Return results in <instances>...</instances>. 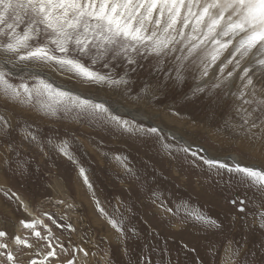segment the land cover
I'll return each mask as SVG.
<instances>
[{
	"label": "rangeland",
	"instance_id": "1",
	"mask_svg": "<svg viewBox=\"0 0 264 264\" xmlns=\"http://www.w3.org/2000/svg\"><path fill=\"white\" fill-rule=\"evenodd\" d=\"M177 54L159 64L155 56L144 55L133 64L118 58L109 61L108 69L97 65L115 79L127 81L118 88L71 85L64 74L45 72L55 74L68 89L83 88L85 96L140 112L151 122L124 117L145 130L151 128L148 123L157 124L204 148L210 158L235 155L244 166L264 169V144L226 125L242 123L235 111L239 102L224 93L237 91L240 72L252 64L251 58L241 62L229 84L213 89L227 51L203 79L193 57L178 80ZM230 70L232 65L225 71ZM200 87L205 90L196 92ZM47 116L54 121L51 127L27 121L0 105V117L10 125L0 131V231L6 233L0 243L8 245L7 250L0 249L5 252L0 264H9L8 251L13 264L33 260L43 264H264V226L259 219L264 193L241 184L226 170L222 174L210 170L203 162L206 157L180 151L182 145L160 131L124 132L63 111ZM75 122L78 125H72ZM25 129L36 139L26 138ZM61 142H67L73 159L57 149ZM14 194L23 196L39 217L34 229L21 223L32 224V220ZM241 207L243 212L238 210ZM186 212L202 213L219 227L205 225ZM109 217L121 223L123 234L111 227ZM17 238L31 247L17 243ZM80 248L88 255L76 250ZM53 250L55 255L48 256Z\"/></svg>",
	"mask_w": 264,
	"mask_h": 264
},
{
	"label": "snow or ice",
	"instance_id": "2",
	"mask_svg": "<svg viewBox=\"0 0 264 264\" xmlns=\"http://www.w3.org/2000/svg\"><path fill=\"white\" fill-rule=\"evenodd\" d=\"M226 51L228 58L219 64L213 89L229 84L245 58L251 57L254 61L240 72L237 91L224 93L239 102L235 111L242 121L239 125L230 122L226 125L264 144V0H0V99L49 116L63 111L124 132L158 134L156 127L147 130L139 127L102 99L55 84L46 77L45 69L67 74L85 84L118 88L127 81L123 77L115 79L110 71H101L97 65L108 69L109 61L118 58L133 64L137 56L144 55L155 56L159 64L163 58L179 53L175 55V61L179 62L176 78H183L185 63L195 57L193 63L197 64L199 78L203 79ZM229 65L232 70L226 72ZM17 78L20 82L13 83ZM204 90L200 87L195 91ZM0 123V131L10 127L3 117ZM257 128L259 133H253ZM25 136L36 139L27 129ZM57 149L73 159L67 142L59 143ZM179 150L190 152L187 146ZM203 162L217 174L226 170L241 184H249L264 193V169L239 162L229 164L216 158H204ZM79 171L91 188L85 170ZM244 203L240 201L241 205ZM98 210L106 215L99 205ZM238 210L243 212L244 208ZM179 211L177 208L176 214ZM45 215L53 220L51 215ZM186 215L205 225L219 227L215 220L202 213L186 212ZM259 219L264 226V211L259 213ZM21 223L25 228L34 229V224ZM108 223L123 234L117 219L109 217ZM45 228L51 233V229ZM33 235L41 237L40 232L33 231ZM5 236L0 231V238ZM16 242L31 247L27 240L17 238ZM7 248V244L0 243V249ZM76 250L88 255L82 248ZM47 255L54 256L55 252ZM7 260L13 264L10 251ZM31 264H43V261L33 260Z\"/></svg>",
	"mask_w": 264,
	"mask_h": 264
},
{
	"label": "bare ground",
	"instance_id": "3",
	"mask_svg": "<svg viewBox=\"0 0 264 264\" xmlns=\"http://www.w3.org/2000/svg\"><path fill=\"white\" fill-rule=\"evenodd\" d=\"M251 58V57H250ZM251 60H252V58H251ZM252 63H254V61L252 60ZM239 73V72H238ZM44 74L46 75V77L50 80V81H52V82H54L55 84H57V85H59V86H61L62 88H64L65 86L62 84V85H60L59 83H61L60 82V79L55 75V74H53V73H50V72H44ZM66 88V87H65ZM75 89V88H74ZM74 89H70V90H72V91H74V92H76V93H79V94H82L83 95V93H82V91H85L83 88H82V90H81V92H80V89H78V88H76L75 90ZM86 95V94H85ZM84 95V96H85ZM91 98V97H90ZM95 99V98H94ZM98 99V98H97ZM107 103L110 105V103L107 101ZM111 106L112 107H114V108H116L120 113H122L123 115H128L130 118H132V120H134V121H140V122H144L145 123V121L147 122V121H149L150 119H147L145 116H143V115H141L140 114V112H137L136 110H133V109H131V108H127V107H125V106H117V105H112L111 104ZM149 122H151V121H149ZM155 126H159V125H155ZM159 127H161L162 128V130H164V131H166V132H168V133H170L172 136H174L173 138H175V136H179L180 137V139H181V142H182V144H183V146H188L190 143H188L187 141H186V139L185 138H183L182 136H180L179 134H177L176 132H172V131H170V130H168V129H165L164 127H162V126H159ZM174 140V139H173ZM176 142H178V141H176ZM179 143V142H178ZM208 154V156L210 157L211 155L209 154V153H207ZM221 159V161H222V159H223V161H224V159L225 160H228V162H239L241 165H243L241 162H240V159L237 157V156H235V155H231V156H228V157H223V158H219V160ZM229 160H231V161H229ZM1 186V185H0ZM81 186V185H80ZM56 192V191H55ZM59 192V194H61L62 193V191L60 192V191H58ZM14 196H15V198H16V200H17V202L19 203V205H20V207H21V209L23 210V212L32 220V224H35L38 220H37V218H39V217H37V215L35 214V212L33 211V208H32V206L30 205V203L23 197V196H21V195H18V194H14ZM42 220V219H41ZM54 252H55V250H53ZM42 254V253H41ZM48 256L47 255H45L44 256V258L46 259ZM84 258V256H81L80 257V261L82 260ZM86 264V263H85Z\"/></svg>",
	"mask_w": 264,
	"mask_h": 264
},
{
	"label": "crops",
	"instance_id": "4",
	"mask_svg": "<svg viewBox=\"0 0 264 264\" xmlns=\"http://www.w3.org/2000/svg\"><path fill=\"white\" fill-rule=\"evenodd\" d=\"M22 74L23 73H21V75ZM58 74H60V73H58ZM64 75H65L64 78H66L68 80L67 82L70 83L71 85L76 84V85H83L85 87H97L98 86V85L85 84V83H82L78 80L69 78V76L67 74H64ZM60 85H62V84L60 83ZM64 89L70 90L67 87L66 88L64 87ZM84 93H86V91ZM0 105L2 107L8 108L9 110L21 115L27 121L29 120L32 122H37L41 126H50L51 127L52 125H54V121H52L47 115L41 114L40 112H38L34 108L26 107V106L16 104V103H9V102H6L4 99H0ZM76 124L78 125L77 122L72 123V125H76Z\"/></svg>",
	"mask_w": 264,
	"mask_h": 264
},
{
	"label": "water",
	"instance_id": "5",
	"mask_svg": "<svg viewBox=\"0 0 264 264\" xmlns=\"http://www.w3.org/2000/svg\"><path fill=\"white\" fill-rule=\"evenodd\" d=\"M102 100H104V99H102ZM104 101H106V100H104ZM106 102H107V101H106ZM131 119H132V118H131ZM148 124H149L151 127H156L161 133H163L164 135L170 137L171 139H174V140L178 141V142L183 146V144H182L181 139H180L179 136H175V138H173L174 136H172L170 133H167L166 131L162 130L161 127H159V126H155L154 124H151V123H148ZM187 147H189L190 150H192V151L199 152L200 154H202V155H203L204 157H206V158H210V157L208 156V154H207V151H206L204 148H202V147H199V146H196V145H190V144H189ZM229 161H231V160H229ZM231 163H234V162H231ZM243 166H244V165H243ZM249 167H254V168H256V169H261L260 167H258V166H256V165H249Z\"/></svg>",
	"mask_w": 264,
	"mask_h": 264
}]
</instances>
